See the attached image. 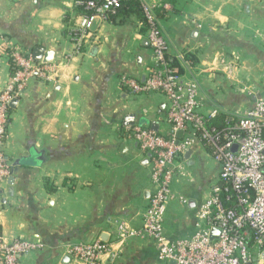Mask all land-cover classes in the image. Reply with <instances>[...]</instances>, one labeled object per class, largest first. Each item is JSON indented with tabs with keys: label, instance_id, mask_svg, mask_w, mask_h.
Returning a JSON list of instances; mask_svg holds the SVG:
<instances>
[{
	"label": "crops",
	"instance_id": "obj_1",
	"mask_svg": "<svg viewBox=\"0 0 264 264\" xmlns=\"http://www.w3.org/2000/svg\"><path fill=\"white\" fill-rule=\"evenodd\" d=\"M144 3L156 6L183 81L198 86L201 112L238 119L264 98V0H137L94 18L79 46L75 0H0V92L14 71V48L41 47L58 66L51 82L32 78L10 106L4 151L12 175L0 191V236L44 246L24 264H78L70 248L96 240L111 247L99 264H163L153 241L118 235L121 225L141 228L153 189L127 118L152 131L156 124L159 134L171 130L163 94L132 95L120 83L143 81L155 67ZM191 150L174 165L164 224L171 241L200 230V207L220 172L203 144Z\"/></svg>",
	"mask_w": 264,
	"mask_h": 264
},
{
	"label": "built area",
	"instance_id": "obj_2",
	"mask_svg": "<svg viewBox=\"0 0 264 264\" xmlns=\"http://www.w3.org/2000/svg\"><path fill=\"white\" fill-rule=\"evenodd\" d=\"M122 4L123 0H75V8L82 6L90 12L79 15L78 46L89 35L94 18L115 14ZM141 10L155 67L143 81L122 76L120 83L132 95L163 94L167 99L165 120L171 130L164 135L141 125L128 128L129 138L150 161L153 189L141 228L121 225L119 238L153 241L163 264H264V98L242 117L231 118L234 123H226L221 129L210 127L220 115L219 110L200 111L198 86L184 82L168 56L156 6L144 3ZM10 57L14 71L0 92V191L12 175L4 151L11 103L22 95L32 78L51 82L58 72L57 65L37 62L23 48L12 49ZM180 131L184 134L179 140ZM197 143L203 144L218 162V181L200 207V230L191 238L171 241L164 224L168 203L174 199V165ZM214 231L217 237L212 239ZM43 247L42 243L27 239L7 243L0 236V264H24L29 255ZM110 251L108 244L96 240L75 245L68 253L78 264H99L100 256Z\"/></svg>",
	"mask_w": 264,
	"mask_h": 264
},
{
	"label": "water",
	"instance_id": "obj_3",
	"mask_svg": "<svg viewBox=\"0 0 264 264\" xmlns=\"http://www.w3.org/2000/svg\"><path fill=\"white\" fill-rule=\"evenodd\" d=\"M32 55H33V59H34L35 61H37V62L42 61L44 64L51 63V62H53V60H54V54L51 53V52H47V53H46V51H45L43 48H41V47H37V48H35L34 51H33V53H32ZM16 101H17V99L13 100V102L11 103V106H12L13 104H15ZM133 119H134V116H130V117H128L127 120H126V124H128V125H134V121H133ZM152 129H153L154 132H156V131H157V125L154 124L153 127H152ZM183 134H184L183 131H180V132L177 134L179 140L182 139ZM179 140H178V142H179ZM236 149H237V147L235 146V150H236ZM192 152H193L192 150H189V151L186 153L185 157H186V158H189V157L192 155ZM263 172H264V168H263ZM211 237H212V239L216 238V237H217V232L214 231V232L212 233V236H211ZM172 264H173V263H172Z\"/></svg>",
	"mask_w": 264,
	"mask_h": 264
},
{
	"label": "trees",
	"instance_id": "obj_4",
	"mask_svg": "<svg viewBox=\"0 0 264 264\" xmlns=\"http://www.w3.org/2000/svg\"><path fill=\"white\" fill-rule=\"evenodd\" d=\"M81 1L87 2L89 0H81ZM96 1L100 2L102 0H96ZM136 1L137 0H123L122 7L116 13L118 14L119 12L124 10L125 8H127V7H129V6L133 5V4H136ZM76 10L78 12H80L79 15H81V14H90V12H85L84 7H82V6L79 7V8H76ZM141 14H142V11H141ZM171 62L173 64V66L178 69V67L176 66L175 62L174 61H171ZM226 123L232 124V123H234V121L230 117H225V116L219 115L215 120H213L210 123V127H217L218 129H221V128L225 127Z\"/></svg>",
	"mask_w": 264,
	"mask_h": 264
},
{
	"label": "rangeland",
	"instance_id": "obj_5",
	"mask_svg": "<svg viewBox=\"0 0 264 264\" xmlns=\"http://www.w3.org/2000/svg\"><path fill=\"white\" fill-rule=\"evenodd\" d=\"M140 124H141V126H142V125H144V121H142ZM185 184H187V181H186V180H185V182H184V185H183V186H185Z\"/></svg>",
	"mask_w": 264,
	"mask_h": 264
}]
</instances>
